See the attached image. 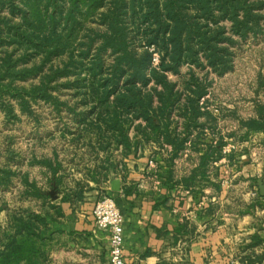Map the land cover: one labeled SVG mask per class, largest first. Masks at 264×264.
<instances>
[{
    "label": "trees",
    "instance_id": "1",
    "mask_svg": "<svg viewBox=\"0 0 264 264\" xmlns=\"http://www.w3.org/2000/svg\"><path fill=\"white\" fill-rule=\"evenodd\" d=\"M263 32L264 0H0V108L19 119L15 105L27 112L44 102L59 119L69 114L62 133L83 145L94 134L101 149L126 156L141 136L171 145L176 157L194 132L201 137V118L216 119L204 106L208 74L200 73H228L242 42ZM63 88L73 103L62 101ZM174 118L183 119L181 133ZM243 126L264 131V103ZM224 145H208L203 169ZM3 173L7 184L11 173ZM75 194L82 199V190ZM43 225L36 213L13 215L0 230V264H39Z\"/></svg>",
    "mask_w": 264,
    "mask_h": 264
},
{
    "label": "crops",
    "instance_id": "2",
    "mask_svg": "<svg viewBox=\"0 0 264 264\" xmlns=\"http://www.w3.org/2000/svg\"><path fill=\"white\" fill-rule=\"evenodd\" d=\"M174 120L181 133L183 119ZM201 122L206 123L201 137L194 132L176 157L171 145L141 136L138 150L125 156L120 148L112 155L99 147L94 134L86 139L91 146L63 134L65 123L55 131L62 145L52 152L21 156L9 145L4 155L1 145L0 230L15 214L36 213L47 222L41 227L47 246L39 264H105L110 236L98 227L93 211L110 195L124 218L125 264H264V196L258 186L264 180V133L246 129L237 139L232 129L229 137L243 149H223L222 157L203 169L208 145L225 139V132L217 117ZM49 134L30 138L43 145ZM3 171L11 173L7 184ZM80 190L82 199L75 194ZM4 243L0 235V250Z\"/></svg>",
    "mask_w": 264,
    "mask_h": 264
},
{
    "label": "rangeland",
    "instance_id": "3",
    "mask_svg": "<svg viewBox=\"0 0 264 264\" xmlns=\"http://www.w3.org/2000/svg\"><path fill=\"white\" fill-rule=\"evenodd\" d=\"M206 74H208L207 78L211 86L206 98L208 102L204 106L218 118V123L225 132L223 149L226 153L233 150L239 151L243 149V146L240 148V145H235L232 140L234 137H229L232 129H237V139H240L247 129L243 126V122L253 117L258 104L264 103V85H261V83H264V32L259 36L250 35L247 40L242 42L237 50V56L231 71L224 75H218L212 71L202 72L200 76L203 77ZM34 81L25 83V86L35 83ZM59 95L62 101L69 103L75 101L71 90L63 88L59 91ZM86 110L88 108H82L81 111ZM15 113L21 118L20 121L18 119H8L0 108V146L2 145V154H9H6L9 145L21 156L31 153L32 150L37 151V153L42 150L49 153L52 152L53 148L62 145L63 140L60 133H55V131L56 128L62 127L64 123L69 121L65 118L69 114L63 112L64 118L58 119L53 107L44 102L32 105L30 111L27 112H22L21 108L15 105ZM73 122L68 123L74 125ZM47 131L52 136L49 134V140L45 141L43 145L37 143L36 138H30L31 134L40 135V133H46ZM261 131L264 133L263 130ZM238 142L242 141L238 140ZM9 169L12 170L11 166ZM258 195V190L252 193L254 197Z\"/></svg>",
    "mask_w": 264,
    "mask_h": 264
},
{
    "label": "built area",
    "instance_id": "4",
    "mask_svg": "<svg viewBox=\"0 0 264 264\" xmlns=\"http://www.w3.org/2000/svg\"><path fill=\"white\" fill-rule=\"evenodd\" d=\"M158 63L159 56L156 54L153 64ZM150 164L153 162L151 161ZM93 215L98 227L107 230L110 236V257L105 264H125L124 218L115 199L110 195L99 199L94 207Z\"/></svg>",
    "mask_w": 264,
    "mask_h": 264
},
{
    "label": "water",
    "instance_id": "5",
    "mask_svg": "<svg viewBox=\"0 0 264 264\" xmlns=\"http://www.w3.org/2000/svg\"><path fill=\"white\" fill-rule=\"evenodd\" d=\"M258 186H259L261 195L264 196V180L263 179L258 180ZM113 189L117 190V191L120 190L119 184H117V183L114 184Z\"/></svg>",
    "mask_w": 264,
    "mask_h": 264
}]
</instances>
